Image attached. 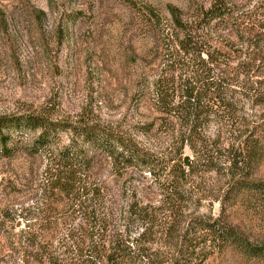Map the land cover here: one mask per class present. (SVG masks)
<instances>
[{"label": "trees", "instance_id": "1", "mask_svg": "<svg viewBox=\"0 0 264 264\" xmlns=\"http://www.w3.org/2000/svg\"><path fill=\"white\" fill-rule=\"evenodd\" d=\"M241 2L140 4L141 48L126 56L123 88L132 118L101 121L90 107L71 120L0 115V160L45 162L43 179L26 182L35 199L7 219L20 221V263L205 264L227 255L264 264V116L248 111L264 109V20ZM104 167L113 180L97 179ZM208 173L223 179L208 202L215 216L198 212L203 198L191 191Z\"/></svg>", "mask_w": 264, "mask_h": 264}, {"label": "rangeland", "instance_id": "2", "mask_svg": "<svg viewBox=\"0 0 264 264\" xmlns=\"http://www.w3.org/2000/svg\"><path fill=\"white\" fill-rule=\"evenodd\" d=\"M180 2L0 0V9L5 15L4 22L0 23V115L40 112L50 119L71 120L83 108L90 107L101 121L117 120L124 112L132 118L126 109L123 88L130 68L126 56L131 47L136 51L141 48L137 8L142 3L162 6ZM242 3L253 10L254 19L264 20V0H242ZM248 111L264 116V109ZM212 132L213 129L209 133ZM29 138L23 135L24 140ZM182 154L192 161L193 156L187 150ZM41 160L32 161L22 154L0 160V210L7 208V215H0V264H25L17 260L12 245L16 231L21 228L20 221L7 219L13 218L11 212L19 208L17 203L30 196L33 198L34 193L26 182L43 179L45 162ZM97 174L98 180H113L108 167ZM258 175L264 177V164ZM142 176L144 179L137 174L128 178L151 180L147 174ZM222 181L214 173L205 174L203 180L194 178L192 194L203 198L199 213L217 214V204L210 206L208 202ZM231 219L236 223L244 221L241 211ZM205 264L236 262L225 255Z\"/></svg>", "mask_w": 264, "mask_h": 264}, {"label": "water", "instance_id": "3", "mask_svg": "<svg viewBox=\"0 0 264 264\" xmlns=\"http://www.w3.org/2000/svg\"><path fill=\"white\" fill-rule=\"evenodd\" d=\"M189 160H190V159H189V156H188V155L184 154V155L182 156V163H183L184 165H188V164L190 163ZM18 226H19V223L17 222V223H16V227H18Z\"/></svg>", "mask_w": 264, "mask_h": 264}]
</instances>
